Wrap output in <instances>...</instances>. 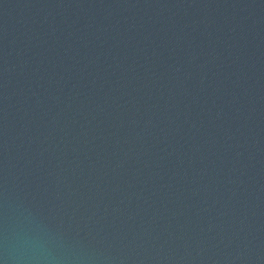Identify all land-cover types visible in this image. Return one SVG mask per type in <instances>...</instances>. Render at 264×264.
<instances>
[{
	"label": "water",
	"instance_id": "1",
	"mask_svg": "<svg viewBox=\"0 0 264 264\" xmlns=\"http://www.w3.org/2000/svg\"><path fill=\"white\" fill-rule=\"evenodd\" d=\"M264 264V0H0V260Z\"/></svg>",
	"mask_w": 264,
	"mask_h": 264
},
{
	"label": "clouds",
	"instance_id": "2",
	"mask_svg": "<svg viewBox=\"0 0 264 264\" xmlns=\"http://www.w3.org/2000/svg\"><path fill=\"white\" fill-rule=\"evenodd\" d=\"M3 251L5 258L0 264H64L49 253L38 233L25 234L18 243H12L6 235Z\"/></svg>",
	"mask_w": 264,
	"mask_h": 264
}]
</instances>
